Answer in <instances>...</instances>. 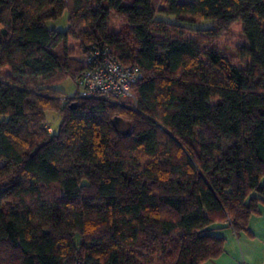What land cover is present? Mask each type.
<instances>
[{"label": "trees", "instance_id": "obj_1", "mask_svg": "<svg viewBox=\"0 0 264 264\" xmlns=\"http://www.w3.org/2000/svg\"><path fill=\"white\" fill-rule=\"evenodd\" d=\"M64 11L66 30L46 26ZM236 21L234 61L216 45ZM94 44L140 69L131 104L55 87L77 85L75 46ZM2 68L0 264H202L223 228L249 232L264 206V0H0Z\"/></svg>", "mask_w": 264, "mask_h": 264}, {"label": "built area", "instance_id": "obj_2", "mask_svg": "<svg viewBox=\"0 0 264 264\" xmlns=\"http://www.w3.org/2000/svg\"><path fill=\"white\" fill-rule=\"evenodd\" d=\"M84 60L87 68L77 80L80 96L135 101L131 88L141 79V71L136 65L122 64L110 56L107 47L95 44L87 49ZM48 129L52 130L50 126Z\"/></svg>", "mask_w": 264, "mask_h": 264}, {"label": "rangeland", "instance_id": "obj_3", "mask_svg": "<svg viewBox=\"0 0 264 264\" xmlns=\"http://www.w3.org/2000/svg\"><path fill=\"white\" fill-rule=\"evenodd\" d=\"M154 8L158 11L160 7V1L161 0H151ZM157 18H162L166 20H175L174 16H168L163 14H157ZM68 13L67 11H64L63 14L56 20H50L46 22V26L49 28H53L56 30H66L68 26ZM126 25V19L120 16H117L114 12L110 13V21H109V28L108 30L111 32H117L120 29H122ZM212 22L208 20L200 21L198 26H211ZM185 36H191L190 34H186ZM244 37L242 35V25L239 21L234 22L229 30L222 34L218 41H217V49L228 55L230 58H232L234 61H237L236 58V49L239 47L241 43H243ZM75 54L74 59H76L78 62L83 61V50L79 48L78 45L75 46ZM237 64H241L236 62ZM8 73L7 68L0 69V78H4L5 74ZM55 87L62 92V96L71 98L75 95V93L78 91V86L76 85L74 79L70 76H66L62 79H60L56 84ZM122 103L131 104L133 99H124L120 100ZM46 122L50 126V128L55 130L59 123H60V116L55 111H47L46 112ZM128 127V124H125V127L123 129H126Z\"/></svg>", "mask_w": 264, "mask_h": 264}, {"label": "crops", "instance_id": "obj_4", "mask_svg": "<svg viewBox=\"0 0 264 264\" xmlns=\"http://www.w3.org/2000/svg\"><path fill=\"white\" fill-rule=\"evenodd\" d=\"M248 226V233L223 228L224 251L202 264H264V206L250 217Z\"/></svg>", "mask_w": 264, "mask_h": 264}, {"label": "water", "instance_id": "obj_5", "mask_svg": "<svg viewBox=\"0 0 264 264\" xmlns=\"http://www.w3.org/2000/svg\"><path fill=\"white\" fill-rule=\"evenodd\" d=\"M113 123L119 128L122 129L123 127H125V122L118 116L113 118Z\"/></svg>", "mask_w": 264, "mask_h": 264}]
</instances>
